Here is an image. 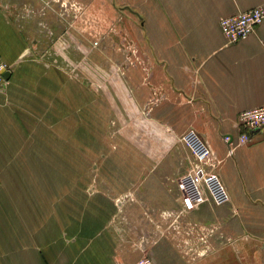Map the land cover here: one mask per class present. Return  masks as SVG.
<instances>
[{"label":"crops","instance_id":"1","mask_svg":"<svg viewBox=\"0 0 264 264\" xmlns=\"http://www.w3.org/2000/svg\"><path fill=\"white\" fill-rule=\"evenodd\" d=\"M262 3L0 0V264H264V132L238 125L264 106V21L234 43L219 22ZM189 129L228 203L184 209Z\"/></svg>","mask_w":264,"mask_h":264},{"label":"built area","instance_id":"2","mask_svg":"<svg viewBox=\"0 0 264 264\" xmlns=\"http://www.w3.org/2000/svg\"><path fill=\"white\" fill-rule=\"evenodd\" d=\"M263 21L264 3L236 15L223 16L219 22L229 42L234 43L249 37ZM8 69V63L0 58V94L5 81L3 74ZM238 125L241 129L240 143L250 139L249 131L264 132V106L241 111L238 115ZM181 141L194 157L192 167L178 179L184 209L192 211L208 201L215 205L228 203L230 193L220 175L214 170L213 153L207 142L194 129H189ZM224 141L229 145V152L233 153V137L225 135ZM138 264H151V261L145 258Z\"/></svg>","mask_w":264,"mask_h":264},{"label":"rangeland","instance_id":"3","mask_svg":"<svg viewBox=\"0 0 264 264\" xmlns=\"http://www.w3.org/2000/svg\"><path fill=\"white\" fill-rule=\"evenodd\" d=\"M93 16V14H91ZM95 20L96 25L95 26H91L88 27V25L86 24V26H84L83 28L87 31L88 29L91 28L94 29L95 27V36L96 39L95 41H93V46H98L100 44V37L99 34L103 33L104 31V27L102 25H100V17L99 14H97L96 16L93 17L92 21ZM88 22V21H87ZM108 30H110V32H113L115 34H113L115 36V38L117 39V42L119 43L118 45H120L119 47H122L125 50H130L132 52L135 53V51H138L139 48L137 46V44L135 43V41H132L125 32H123L120 28H118L117 26H113L112 28L107 27ZM137 58H129V64L130 65H136L137 63Z\"/></svg>","mask_w":264,"mask_h":264},{"label":"water","instance_id":"4","mask_svg":"<svg viewBox=\"0 0 264 264\" xmlns=\"http://www.w3.org/2000/svg\"><path fill=\"white\" fill-rule=\"evenodd\" d=\"M6 74H7V71H6V72H4V74H3L4 78H6Z\"/></svg>","mask_w":264,"mask_h":264}]
</instances>
